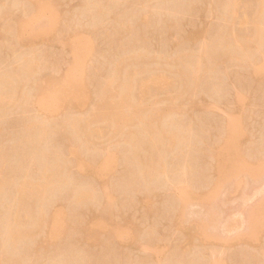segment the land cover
I'll list each match as a JSON object with an SVG mask.
<instances>
[{
  "label": "rangeland",
  "instance_id": "rangeland-1",
  "mask_svg": "<svg viewBox=\"0 0 264 264\" xmlns=\"http://www.w3.org/2000/svg\"><path fill=\"white\" fill-rule=\"evenodd\" d=\"M31 1L0 0V78L6 75L9 78L7 79L6 76L4 78L7 83H10V76L19 72L29 55H34L35 51H37L35 55L40 56L41 60L44 59L43 63L46 62L43 64L40 61L42 65H38H41L42 69L37 68L31 78L28 76L29 80L27 77L20 76L23 80L21 79L22 82L19 80L20 91L16 89L15 97L12 98L9 95L12 85L11 87L9 85L4 87V84L0 86L1 92L4 91L3 94L6 92L5 95L8 93L10 96H3V100H0V153L2 154L0 167L9 157L11 165L8 164L9 161L6 163L10 169L12 168L9 172L5 167L7 174L4 172L3 177L6 174V185L0 188V264H264V74H262L264 72L259 73V76L258 72L255 73L264 67V40H260L264 38L260 31V27L264 25L263 22L261 23L264 18L260 16L264 14L262 11L264 0L262 2L261 0H234L233 4L236 8L234 15L226 14L228 0H144L142 3H136L137 0H125L124 3H122L124 0H116L119 4L115 0H94L95 2L93 0H46L50 6L43 9L42 16L39 15L41 11L38 13L39 19L44 18L36 22L40 23L44 20L42 24L46 32H40L39 28L40 34L37 31L36 33L33 31V34L31 29L34 27H31L29 32L26 31L25 42L18 44V39L14 38L16 30L13 33L12 28L16 22L18 23V19L21 20L32 13ZM98 1H102L103 4ZM229 1L233 2V0ZM107 4L112 5L110 6L112 8H108ZM95 5L104 9L100 11ZM5 9H8L9 13H5L8 11ZM227 15H230V21ZM146 17L148 22L144 21ZM258 17L262 19L259 18L261 24L257 25ZM231 18L232 20L234 18L232 23ZM33 25L36 26L35 28L38 26L35 23ZM122 26H125L123 28H126L128 32L126 29L123 30ZM255 27L259 28V31L257 29L255 31L261 32L262 37L259 36L260 33L253 31ZM9 29L11 32H8ZM119 29L122 31L119 32ZM121 32L124 33L121 34ZM227 32H230L229 34L232 32L231 36L236 40L241 36V42L244 39L246 43L251 38L250 43H246V48H250L244 49L243 47L246 46L244 42L243 46L241 42H234L232 38L234 44L231 40L230 45V42H226L229 40L226 39ZM254 36L256 41H253ZM220 38L225 40L221 42ZM221 45H224V48ZM214 46H219V49H214ZM207 51L213 55L203 57L202 55H205ZM132 55L134 59L135 57L139 59V63L131 58ZM24 56L27 58L22 59ZM75 57L79 59L77 66L74 65ZM127 57L128 62L124 61L125 64L124 62L121 64L123 67L119 68L123 79L118 78L120 80L115 81L116 83L113 84L115 90L106 98L110 105L112 103V107L105 105L100 110L98 103H101L103 98L101 96L103 86L110 79L113 69L115 73L117 66L114 67V65ZM199 57L203 60L200 63ZM205 57L209 58L206 60ZM202 62L204 66L207 64L205 69L198 67L204 70L203 73L201 69L199 72L193 71ZM19 66L20 70L17 68ZM197 72L201 74L192 75ZM128 74L133 86L137 85L136 88L133 87L135 90L131 89L133 93L131 91V94L129 93L136 99L133 103L135 107L131 109L125 107V103L123 107L122 99L125 93L120 92L121 82L131 83L129 80L126 81L127 83L124 82L129 79H126ZM70 75L73 91L77 92L80 89L79 92L83 94L78 101L69 99L64 103L54 94L51 96L53 101L48 107L38 105L36 99L43 84L45 86L43 89H48L49 86V88L53 87L52 85L69 78ZM156 75L158 78L155 77ZM190 75L195 77L190 78ZM152 76L155 77L156 82L161 78L160 86L156 87L155 81L149 83L152 79L149 77ZM187 76L196 83L189 82ZM135 80L136 83H134ZM143 81L144 83L148 81L149 86L154 84L152 86L155 89L152 87L151 91V87L148 86L150 90L145 91L142 88ZM84 84L87 90L83 87ZM188 84L191 89H188ZM117 85L118 91L120 87L119 92L116 91ZM8 89H10L9 92H7ZM117 105L120 107L117 108ZM115 107L117 109H114ZM114 111L115 114L122 112L128 117L127 121L124 120L126 124L123 127V130L124 128L127 129L126 131L130 130L126 134L132 132L133 135L137 131L136 134L139 135L144 131L142 129H145V133L148 132L147 136L144 133L141 137H136L139 138L137 140L143 141L150 138L148 126L151 128L152 125L149 123L151 121L150 124H152L155 116L157 120L161 119L160 127L157 122L153 123L159 127V131L165 128L168 131V133L163 131L167 133L165 135L172 132L168 129H173V133L174 129L176 133L180 129L182 133L186 127V131L179 138L180 132L178 131V135L174 133L178 138L175 139V141L178 140L177 145L174 142L172 147L175 145V148L169 147L166 150L163 148L165 151L161 150L162 153H166L164 155L161 153L162 160L159 158V161L155 155L157 152L155 153L152 149L146 151L143 148L151 146L149 145L151 143L148 144L150 140H147L146 144L142 142L144 146L139 144L141 141L135 140L134 142L139 144L136 145L141 150L144 149L143 152L140 150V153L145 154L144 160L143 154H139L140 148L133 144L134 142L128 143L133 141L129 138L131 134L127 139L125 136L128 135L124 134V131L117 133L113 129L112 121L115 115L112 112ZM137 111L142 115L143 112L147 113L142 117ZM148 111L154 113V116L151 114L153 119L150 118ZM159 113L161 117L158 116ZM110 114L113 116L112 119ZM138 116L139 119L141 116L147 122L140 119L141 122H145L141 123L137 119ZM70 119L79 120L80 124L76 121L77 127H84L83 130L79 127L77 130L76 126L74 128L77 131L73 129L71 126L73 122ZM31 121L33 125L30 124ZM35 122H42L43 126L46 125L48 126L46 128L50 129L49 132L48 129L46 131L48 135H42V141L38 139L39 132L36 128L38 125L34 126ZM139 124L142 125L140 127L142 132L138 133ZM64 125L67 127L65 128ZM114 125L116 128L115 123ZM122 125L124 126V123ZM27 126L36 128L32 129L35 135L28 130ZM87 128L91 129L90 133V129L88 131ZM231 129L235 130L233 132L237 130L239 139L238 136L235 137L237 141L231 137L238 143L228 146L224 142L226 139L230 142V136H234L230 132ZM119 134L124 136L119 137ZM225 136H229V139ZM29 139L31 142L27 143L26 140ZM33 142L35 144H32ZM130 144L135 150L139 148L135 155ZM70 147L74 149V152ZM149 148L151 147L146 149ZM153 150L156 151V149ZM70 151L75 154L72 155ZM106 153L112 155L108 159L110 162L107 161L108 166L105 165L107 170L104 167L105 172L102 171L98 178L90 169L91 174H89L88 164L95 166L92 164L94 162L95 167L103 161L102 164H104L106 157L104 158L103 155L105 156ZM151 153H155L152 154L153 157L155 156V162L152 156H149L151 157L149 162L146 161L145 156L148 158L146 154ZM6 154L8 157L5 158ZM138 154L139 157L142 156V160L139 159L140 164L136 157ZM1 156H3L2 159ZM231 160L234 163L239 160V168ZM51 161L54 163L52 164ZM161 161L163 163H160ZM223 161L227 163L223 164ZM150 162L154 167L148 164ZM47 163L51 164H49L51 168ZM64 163L67 170L63 166ZM241 163L246 165L242 167ZM161 164H164L166 169ZM184 164L191 169L188 167L182 170L184 169L182 167H185ZM227 164L234 165V171ZM54 165L55 167L60 165L61 168L63 166L61 173L63 180L60 176L59 183L55 179L57 175L54 179V174L50 177L51 179L48 177L52 175ZM155 165L157 167L160 165L159 168H162L164 173L157 170L155 172V169H159L155 168ZM218 165H225L224 167L227 168L229 166L232 169L228 168L231 173L225 174L230 175L227 176V180L225 176L219 174L226 180L225 183H220L223 184L222 188L219 181L217 182V173H220ZM81 166H85L86 169H82ZM150 166L153 172L149 173L147 171ZM47 170L52 172L48 174ZM86 170L87 173H85ZM143 172L147 174H142ZM27 176H29L28 179H35L40 184L45 183L42 190L46 194L40 193L39 197L36 191L37 195L35 194L34 199H37L33 203L36 205L34 210H37V214L34 210L33 212L35 215H42L43 217H40L44 220L46 213L45 216L49 217L50 223L47 218L45 227L44 223L38 226L39 220L37 223L36 220H28L33 224L27 223L26 220L24 224H16V228L19 227L20 230L29 227L32 234L35 232L39 234L35 233L37 234L35 237V234H30L32 237L25 235V237L22 236L23 239L19 237L21 240L18 238L14 242L6 231L9 229L10 219L15 216V208L17 210L20 204L18 194L23 188L22 181L27 179ZM42 177L44 179L41 180ZM47 180L49 183L51 181V186L47 185L49 184ZM216 182L219 184L218 188H216L218 185ZM87 186L90 188L88 187V197H84V201L77 197L76 192L87 193ZM212 187L218 189L216 193H213L215 197L209 195ZM17 189L20 190L17 191ZM215 190L212 191L215 192ZM15 193L18 194L15 196ZM185 193L188 194L189 199L184 200L187 202L189 200L188 203L182 200ZM205 193L210 197L205 196L204 199ZM47 196L48 198H45ZM76 198L83 201L78 202ZM180 199L184 201L182 206L187 204V213L183 216V218L186 217L184 223L178 220L182 213ZM177 208L178 211L180 210V215ZM183 209H185L184 206ZM57 211L61 212V216L58 217L62 225L59 221L60 223L57 222L55 225L60 227L54 229L52 221L56 220L54 212ZM179 221L181 222L178 223ZM35 223L36 227H34ZM31 224L32 227H30ZM50 228H53L55 232ZM49 230L52 231H50L51 234ZM6 238L10 241L7 242ZM93 238L96 239L93 240ZM92 241L94 242L91 243Z\"/></svg>",
  "mask_w": 264,
  "mask_h": 264
},
{
  "label": "bare ground",
  "instance_id": "bare-ground-1",
  "mask_svg": "<svg viewBox=\"0 0 264 264\" xmlns=\"http://www.w3.org/2000/svg\"><path fill=\"white\" fill-rule=\"evenodd\" d=\"M32 1L34 2V0H32ZM32 1H31V4H33V8H32L33 11L31 10L32 13L29 12V13H31V14H28V15H27L25 18H23V19H22L21 17H19V18H21V20L18 19V23L16 22V23L14 24L15 26L17 25L16 27L13 26V28L15 27L14 30H13V28H12V32H13V33H15L14 31L16 30V35H15L14 38H15V39H18V42H17V40H16V42H17L18 44H19V42H22V43L25 42V38H26V36H27L26 33L30 31L31 27H34V28H32L33 30L31 29V32H32V33H33V31H35V33H36V31H37L39 34H40V32H42V33H45V32H46V30H45V28H43V24H42V23H44L45 21L42 20L43 22H40L41 24H40V23H36V22H39V21H41V18H42V19L44 18V17H41V18L39 19V15H41V16L43 15V13H42L43 9L46 8V7H48V5H49L50 3H49V2H46V0H39V1L37 0V1L34 2V3H32ZM93 1H94V0H93ZM119 1H120V0H119ZM127 1H129V0H127ZM127 1H126V2H127ZM134 1H135V0H134ZM257 1H260V0H257ZM94 2H95V1H94ZM96 2H97V1H96ZM98 2H100V1H98ZM101 2H102V1H101ZM101 2H100V4H101ZM115 2H116V0H115ZM124 2H125V0H124L122 3H124ZM130 2H131V1H130ZM130 2H127V3H130ZM137 2H138V3H139V2L142 3V2H144V0H137L136 3H137ZM230 2H231V3H230ZM234 2H235L234 0H233V2L228 0V9H227V8L225 9V10H228L227 12L225 11L226 14L228 13V14H232V15H234V12H235V14H236V11H235L236 8H235V6H234V4H233ZM261 2H262V0H261ZM261 2L259 3L260 5H261ZM116 3H117V2H116ZM131 3H132V2H131ZM134 3H135V2H134ZM257 3H258V2H257ZM92 4H93V3H92ZM94 4H96V3H94ZM102 4H103V2H102ZM117 4H119V3H117ZM226 4H227V2H226ZM259 4H258V5H259ZM98 5H99V4H98ZM107 5L109 6L108 8H110V6H112V5H109V4H107ZM122 5H123V4H122ZM125 5H126V3H125ZM263 5H264V2H263ZM49 6H50V5H49ZM95 6H97V5H95ZM95 6H94V7H95ZM104 6H105V5H104ZM114 6H115V5H114ZM97 7H98V6H97ZM258 7H259V6H258ZM261 7H262V6H261ZM261 7H260V10H261ZM98 8H99V7H98ZM101 8H102V7H101ZM111 8H112V7H111ZM111 8H110V9H111ZM99 9H100V8H99ZM103 9H104V8H103ZM103 9H100V11H102ZM263 9H264V8H263ZM3 10H4V9H3ZM6 10H8V9H5V11H6ZM260 10H258V11H260ZM40 11H41V12H40ZM262 11L264 12V10H262ZM39 12H40V14L38 15ZM260 12H261V11H260ZM5 13H9V10L6 11ZM5 13H4V14H5ZM41 13H42V14H41ZM256 13H258V12L256 11ZM260 14H262V12H261ZM5 15H7V14H5ZM257 15H259V14H257ZM263 15H264V14H262V15H260V16H262V18H264ZM235 16H236V15H235ZM235 16H234V17H235ZM144 17H145V16H144ZM227 17H229V20H228V21H230V15H227ZM232 17H233V16H232ZM259 18H260V17H258L257 20H258ZM262 18H260V19H262ZM142 19H143V18H142ZM145 19H146V20H145ZM145 19H144V21H145V22H148V21H147V17H146ZM260 19L258 20L257 25H258V23L260 22ZM233 20H234V18H233ZM233 20H232V18H231V23H232ZM257 20H256V21H257ZM142 21H143V20H142ZM254 22H255V21H254ZM262 22L264 23V20H262L261 23H262ZM34 23H35V24H38L37 28H35L36 26L33 25ZM120 23H121V22H120ZM261 23H259V24H261ZM122 24H123V22H122ZM10 25H12V24H10ZM124 25H125V23H124ZM230 25H231V24H230ZM230 25H229V26H230ZM257 25H256V26H257ZM125 26H127V25H125ZM125 26H122V28L125 27ZM10 27H12V26H10ZM253 27H254V24H253ZM263 27H264V25H262V28L260 27V31L262 32V34H263V36H264V32H263L264 29H263ZM8 28H9V27H8ZM39 28L41 29L40 32H39ZM42 28H43V29H42ZM229 28H230V27H229ZM27 29H29V30H27ZM124 29H126V28H123V30H124ZM253 29H254L253 31H255V29H257V30L259 31V28H257V27H255V28H253ZM261 29H262V30H261ZM126 30H127V29H126ZM129 30H130V29H129ZM229 30H231V29H229ZM257 30H256L255 32H258ZM26 31H27V32H26ZM120 31H122V30L119 29V32H120ZM227 31H228V30H227ZM8 32H11L10 29H9ZM125 32H126V31H125ZM127 32H128V30H127ZM232 32H233V31H232ZM232 32H231V34H232ZM261 32H258V33H260L259 36L262 37ZM13 33H10V34H13ZM122 33H124V32H121V34H122ZM227 33H228V34H227ZM227 33H226V35H227L228 38H226V37L223 35V33H222V35H223V37H225L226 39H229L228 41L226 40V42H228V43L230 42V43H229L230 45H231V40H232V39L234 40V42H237V41H239V43L241 42V41H240V38H241V40H242V37H241V36H240V38H239L238 40H236V38L234 39V37L231 36V34H229L230 32H227ZM25 34H26V35H25ZM33 34H34V33H33ZM234 34H235V33H234ZM254 34H255V33H254ZM229 35H230V38H229ZM8 36H9V35H8ZM10 36H11V35H10ZM29 36H30V34H29ZM256 36H257L258 38H260L257 34H256ZM16 37H17V38H16ZM221 37H222V36H221ZM236 37H239V36L236 35ZM245 37H248V36H245ZM8 38H10V37H8ZM12 38H13V37H12ZM225 38H224V40H225ZM231 38H232V39H231ZM243 38H244V35H243ZM15 39H14V40H15ZM221 39H222V38H220V40H221ZM247 39H248V38H247ZM247 39H246V40H247ZM249 39H251V38H249ZM249 39H248V41H247L246 43H250ZM218 40H219V39H218ZM218 40H217V41H218ZM220 40H219V41H220ZM224 40L222 39L221 42H223ZM233 40H232V44H234ZM235 40H236V41H235ZM260 40L263 41L264 38H263V39L260 38ZM253 41H256L255 36H254V38H253ZM221 42H220V43H221ZM226 42H224V43L226 44ZM243 42H244V39H243V41L241 42L242 45H243ZM22 43H20V44H22ZM70 43H72V42H70ZM216 43H217V42H216ZM224 43H222V44H224ZM239 43H238V45H240ZM246 43L244 42V45H246ZM256 43H257V42H256ZM260 43H261V41H260ZM225 44H224V45H225ZM216 45H217V44H216ZM224 45H223V46H224ZM227 45H228V44H227ZM227 45H226V46H227ZM236 45H237V44H236ZM238 45H237V46H238ZM242 45H241V46H242ZM244 45H243V46H244ZM19 46H20V45H19ZM221 46H222V45H221ZM223 46H222V47H223ZM226 46H225V47H226ZM241 46H240V47H241ZM248 46H249V44H248ZM120 47H121V46H120ZM222 47H220V48H222ZM228 47H229V45H228ZM246 47H247V45L244 46L243 48L245 49ZM215 48H218V49H219V46H216V47L214 46V49H215ZM223 48H224V47H223ZM248 48H250V47H248ZM248 48H246V49H248ZM78 49H80V47H79ZM13 50H14V49H13ZM207 50H208V49H207ZM17 52L19 53V51H17ZM35 52H37V51H35ZM35 52H34V55H29V58H27V57H28V54H27V57H25V56H24L25 58L22 57V59H26V58H27V59H26V63H25V60H24L23 62H24L25 64H23L22 69L20 68L21 65H20L19 67H17L18 69H19V68L21 69V70L19 69V70H20L19 72L15 73V69H14V73H15V74H13V75L10 76V81H9L10 83H7L6 78H4L6 75L3 76V78H0V86H2L3 84H4V87H7V85H9L10 87H11V85L13 86V88H12V87L10 88V89H11L10 92H9L10 89L7 90V92L10 93L9 95H10L12 98L15 97L14 94H15L16 89H17L18 91H20V90H19V86H20V85H19V80H20L21 82H22V80H23V78H21L22 80L20 79V76H21V77H22V76H23V77H27L28 80H29V77L31 78L32 74H34V72H35V70H36L37 68H40V67H41V69H42V66H41L42 64H41V63L44 62V61H42V60H44V59L41 60V59L39 58L40 56L35 55ZM24 53H25V52H24ZM31 53H33V51H32ZM31 53H30V54H31ZM38 53H39V52H38ZM136 53H137V52H136ZM206 53H208V51H207ZM206 53H205V55H202V56H203V57H204V56H206V57L209 56L210 53H208L207 55H206ZM22 54H23V53H22ZM22 54H20V55L22 56ZM139 54L142 56V53H141V52H139ZM40 55H41V54H40ZM211 55H213V54H210V56H211ZM21 56H20V57H21ZM78 56H79V55H78ZM132 56H133V55H132ZM143 56H144V55H143ZM18 57H19V56H18ZM30 57H31V58H30ZM41 57H42V56H41ZM122 57H124V56H122ZM129 57H130V56H129ZM206 57H205V58H206ZM43 58H44V57H43ZM78 58H80V56H79ZM78 58L75 57V59H76V60H75V63H76V64L74 63L75 66L78 65V60H79ZM131 58L134 59V56L131 57ZM135 58H136V59H134V61H135V60H136V61L139 60V59H137V57H135ZM139 58H140V56H139ZM142 58H144V57H142ZM199 58H200V59H198V61H199V63H200V62L203 61V60H201L202 57H199ZM208 58H209V57H208ZM208 58H206V60H207ZM211 58H212V57H211ZM18 59L21 60L20 58H18ZM120 59H121V58H120ZM127 59H128V57H127L126 59H123V58H122L121 60H119L120 62L117 60L119 63H118L117 65H114V67H115V66H117V67H116V69H115V70H116L115 73H114V69H113V72H112V75L114 74V75H113V78L111 79L112 75L110 74V76H111L110 79H108V81H106V84H105V85L103 86V88H102V92H101L102 95L99 93L101 96H103V98H101V99H102L101 103H98V104H100V105H99L100 110L103 109V107H104L105 105H107L108 107H109V106L112 107V103H111V105H110V104H109V101H108L106 98L112 93L113 90H115V88L113 89V87L115 86V85L113 86V84L116 83L118 80H120V79H118V78H121V77H122V76H120V73H121L120 71H121V70H120L119 68L123 67V65L121 66V64H122L124 61H126ZM140 59H141V58H140ZM19 60H17V62L21 63L22 60H21V61H19ZM204 60H205V59H204ZM40 61H42V62L40 63ZM117 61H115V63H117ZM130 61H132V59H131ZM127 62H128V60H127ZM19 63H18V64H19ZM45 63H46V62H45ZM45 63H43V64H45ZM115 63H114V64H115ZM138 63H139V61H138ZM141 63H142V62H141ZM206 63H207V62H206ZM206 63H205V64H206ZM38 64H41V65H38ZM123 64H125V62H124ZM126 64H127V63H126ZM135 64H136V62H135ZM202 64H203V62H202ZM202 64H201V65L199 64V65L197 66V63H196V66H197V67L194 66V67H196V68L193 67V68H194L193 71L196 72V71L198 70V72H199V71H200L199 69H201V68L198 69V67H200V66H201L203 69H205V68L207 67V64H206V66H204V64H203V65H202ZM138 65H139V64H138ZM43 67H44V65H43ZM191 67H192V66H191ZM191 67H189V68H191ZM204 67H205V68H204ZM17 68H16V69H17ZM262 68H264V67H262ZM262 68L258 69L257 71H256V69H255V71H256L255 73L258 72V73H257L258 76H259V73L264 72V70H263ZM195 69H196V70H195ZM190 70H191V69H190ZM201 70H202V69H201ZM12 71H13V70H12ZM203 71H204V70H202V73H203ZM119 72H120V73H119ZM189 72H190V71H189ZM189 72H188V73H189ZM198 72H197V73H192V75H193V74H194V75L197 74V76H198V74H201V72H200V73H198ZM136 73H137V71H136ZM136 73H135V75H136ZM190 73H191V72H190ZM1 74H2V73H1ZM7 74H8V72H7ZM122 74H123V73H122ZM257 74H256V75H257ZM262 74H264V73H262ZM262 74H260V75H262ZM131 75L133 76L134 74H131ZM135 75H134V76H135ZM186 75H187V74H186ZM192 75H190V76H191L190 78L195 77V76L192 77ZM8 76H9V75H8ZM28 76H29V77H28ZM72 76H73V74H72ZM119 76H120V77H119ZM124 76H125V75H124ZM126 76H128V77H126V79H127V78H129V79L124 80V82L127 83L128 80H129V82H131V83L124 84L123 82H121V86L119 85V86L121 87V91H120V87H119V91L125 93V94H123V99H122L123 107H124V105L126 104L127 106L125 105V107L131 109L132 107H135V104H133V103H134V101H135L136 99H135V97L133 98L131 95H129V93H130V91L132 92L131 89H132L133 87L136 88L137 85L134 84V86H133V82L130 81V78H131V77H129V74L126 75ZM181 76H184V75H181ZM188 76H189V74H188ZM188 76H187L186 78H188ZM197 76H196V77H197ZM6 77H7V76H6ZM135 77H136V76H135ZM135 77H134V78H135ZM153 77H154V76L149 77V78H152V79H151L152 81L149 80V83H150V82H154V81H155V77L158 78L157 75H156L154 78H153ZM199 77H200V76H199ZM261 77H262V76H261ZM261 77H260V78L258 77V78L261 79ZM8 78H9V77H7V79H8ZM107 78H108V77H107ZM136 78H137V77H136ZM136 78H135V79H136ZM149 78H147V79H149ZM157 78H156V79H157ZM186 78H185V80H186ZM190 78H188V79H189V82L194 83L195 80H194V82H193V80H191ZM121 79H123V78H121ZM147 79H146V80H147ZM160 79H161V78H160ZM160 79H157V82L155 81V82H156V83H155L156 87H157V85H159V83H160L159 80H160ZM181 79H182V82H183V79H184V78L182 77ZM198 79H199V78H198ZM198 79H197V80H198ZM24 80H25V79H24ZM106 80H107V79H106ZM116 80H117V81H116ZM190 80H191V81H190ZM199 80H200V79H199ZM61 81H62V83L60 84ZM63 81H64V82H63ZM115 81H116V82H115ZM126 81H127V82H126ZM133 81H134V79H133ZM186 81H187V80H186ZM186 81H185V82H186ZM144 82H145V81H143V83H144ZM185 82H184V83H185ZM198 82H199V81H198ZM12 83H13L14 85H13ZM57 83H58V81H57ZM134 83H136V80H135ZM143 83H142V84H143ZM184 83H183V84H184ZM195 83H196V82H195ZM5 84H6V85H5ZM24 84H25V83H24ZM24 84H23V85H24ZM54 84H56V82H54ZM128 84H129V85L131 84V86H129ZM185 84H186V83H185ZM152 85H154V84H151V86H149L148 81H146V83L143 84V87H142V86H141V87H142L145 91L150 90V89H151V91H152L153 89H155ZM190 85H191V83H190ZM195 85H196V84H195ZM40 86H41V84H40ZM47 86H48V84H47ZM52 86H53V87H51V88H49V87H50V86H49L48 89H43V88H45V86H44V84H43V85L41 86V87H42L41 89H39L40 87L37 88V89H39V90H41V91L38 90L40 93H38V95H37L36 102H37L38 105H40L41 107H45V108L48 107V106L50 105V103L53 101V99L51 98V96H54V94H56L55 97L59 98L61 102L64 101V103H65L66 100H67V102H68L69 99H70V101H72L73 99H74V101H78L79 98L83 95V94H81V93L79 92L80 89L77 91V89L75 88L77 92H74V91H73V83H72V77H71V75H70L69 78L64 79V80H60L58 84H56V85H52ZM135 86H136V87H135ZM148 86H149V88H150V87H151V88L148 89ZM159 86H160V85H159ZM185 86H186V85H185ZM21 87H22V86H21ZM83 87H84L85 89L87 88V87L85 86V84H84ZM152 87H153V89H152ZM186 87H187V86H186ZM188 87H189V84H188ZM193 87H194V86L192 85V88H193ZM22 88H23V87H22ZM22 88H20V89H22ZM134 88H133V90H135ZM142 88H141V89H142ZM4 89H5V88H3V90H4ZM6 89H7V88H6ZM100 89H101V88H100ZM156 89H157V88H156ZM188 89H191V88L189 87ZM12 90H13V91H12ZM86 90H87V89H86ZM1 91H2V90H0V100L3 98V96H4V97H5V96H8V93H7V95H5L6 92H5V94H3L4 91H3V93H2ZM18 91H17V92H18ZM116 91L119 92V91H118V85H117V90H116ZM21 92H22V90H21ZM99 92H100V91H99ZM18 93H19V92H18ZM18 93H17V94H18ZM132 93H133V92H132ZM185 93H186V92H185ZM17 94H16V95H17ZM19 94H20V93H19ZM130 94H131V93H130ZM13 95H14V96H13ZM10 96H8V97H10ZM53 98H54V97H53ZM2 100H3V99H2ZM2 100H1V101H2ZM1 101H0V104H1ZM124 103H125V104H124ZM113 106H114V105H113ZM115 106H116V105H115ZM121 106H122V105H121ZM118 107H120V106L117 105V108H118ZM117 108L115 107L114 109H117ZM96 109L98 110V108H96ZM138 109H140V107H139ZM138 109H137V110H138ZM141 109H142V108H141ZM143 110H144V109H143ZM172 110H173V109H172ZM175 110H176V109H174L173 111H175ZM144 111H146V110H144ZM154 111H155V110H153V112H154ZM173 111H172V112H173ZM97 112H98V111H96V113H97ZM139 112H142V110H139ZM148 112H149V111H148ZM96 113H95V114H96ZM98 113H99V112H98ZM112 113H114L113 115H115V116H114L115 118H113V120H114L115 122L112 121V122H113V123H112V124H113V129H115L117 133H119L120 131H124L125 133H124V132H121V133H124V134H126V132L130 131V130L126 131V130H127L126 128H124V130H123V127H125V124H126V123L124 122V120L126 119V121H127V119H128V117L126 116V114L124 115L122 112H121L120 114H115V111L112 112ZM137 113H138V111H137ZM146 113H147V112H146ZM146 113L143 112V115L146 114ZM149 113H150V112H149ZM149 113H148V114H149ZM154 113H155V112H154ZM154 113L151 112L150 115H151V114L153 115ZM99 114H100V113H99ZM138 114L142 115V113H138ZM160 114H161V113H159V115H158L159 117H161ZM143 115H142V117H143ZM152 115H151V117L149 116L151 119H153ZM107 116H109V115H107ZM110 116H111V119H112L113 116H112L111 114H110ZM153 116H154V115H153ZM125 117H126V118H125ZM145 117H146V116H145ZM147 117H148V116H147ZM155 117L157 118V116H155ZM107 118H108V117H107ZM150 118H147V119H150ZM156 118H154L155 120H152V124H150L151 121L148 120V121H150L149 125H152V126H153V124H154V126H153V127L151 126V128H150V126H148V127H149L148 129L150 130V131L148 130L149 133H150V135H149L150 138L147 139V140H150V141H151V142L148 141V144L151 143V144H149V145H151V146H146V147H145L144 145H142V144H143L142 142H144L145 144L147 143V140H146V139L143 140V141H141V139H140V140H137V139H139V138H136V137H141V135L144 134V133L146 132L145 129L140 128V127L142 126V125H140V124H141L142 122H144V121L141 122L140 119H141V120H142V119L145 120L144 118H141V116H140V119H139V116H138L137 119H139V121L141 122V123L139 124L140 131H138V133H139V132H142V130H144V131L142 132V134L140 133V134H139L140 136H139L138 134H136L137 131H136V132L134 131L135 134L133 133V135H132V134H131L132 132H129L128 134H126V135H128V136H125V137H127V139L130 138V141H131V139L133 140V141L128 142V143H132V142H134L135 140H136V142H137V141H141V143H139V144H141L142 146H144L143 148H145L146 151H147V150L151 151L150 149H152V151H154L155 153L157 152L156 154H155V153L146 154V155H148V158H149V160H147L148 158L145 156L146 161H148V162L150 161V158H151V157H149V156H152V159H153V161H154V157H155V156L153 157L152 154H155V155L158 157V160H157V161H159V158H161L160 155H161V153H162L161 150H164V149L166 150V148L169 149V147H172V145L174 144V142H175V143H176V142L178 143V140L175 141V139H178L179 137H181L180 135L183 134V133H185L184 131H186V130H185L186 127L184 128V126H182V127L184 128V129L182 128L184 131H182V133H181L180 129L178 130L180 133L177 131V133H179L178 138H177V135H178V134L176 133L175 129H174V133L177 134V135L175 134L176 136H175L174 133H173V129H172V130H171V129H168V130H170V131H172V132L169 133V135H165V134L168 133V131H167L165 128L162 129V131H159L158 128L160 127L159 123L161 124V119L158 118V119L160 120V121H159V120H157ZM70 120H72V119H70ZM74 121H75V122H76V121L78 122L79 120L74 119ZM74 121L72 120L71 122H73V124H71V123H70V124H71V126L73 127V129L76 130V128H77V130H78V127H79V126L77 127V125H78L79 122H78V123L76 122V123H77V124H76ZM145 121L147 122V120H145ZM154 121L158 123L157 125H159V127H156V124L153 123ZM158 121H159V122H158ZM66 122H67V123H66ZM66 122H65V123L68 124V121H66ZM136 122H137V121H136ZM39 123H41V124H39ZM39 123H36V122H35V125H34V126H37V125H38V127H36L38 131L35 130V132H36V131L39 132V135H40L41 137L38 135V139H40V140L42 141V135H44V136H45V135H48V134L46 133V131H47V129H48V132H49L50 129H49V128H46V127H48V126H46V125L43 126L44 124H43L42 122H39ZM114 123L116 124V128H115ZM123 123H124V126H123V125L121 126V124H123ZM144 123H145V122H144ZM144 123H143V127L145 128ZM30 124L33 125V122L31 121ZM30 124H29V125H30ZM45 124H46V123H45ZM66 124H65V125H66ZM79 124H80V123H79ZM27 125H28V124H27ZM65 125H64V127L66 128L67 126H65ZM34 126H33V128L27 126V127L29 128V129H28V128H27V129H28V130H31V132H32V131H34V130H32V129L35 128ZM75 126H76V128H74ZM161 126H162V125H161ZM25 127H26V125H25ZM69 127H70V125H69ZM177 127H178V126H177ZM36 128H35V129H36ZM79 128H81V126H80ZM83 128H84V127H83ZM83 128H81V129L83 130ZM70 129H71V128H70ZM89 129H90V128H87L88 131H89ZM121 129H122V130H121ZM141 129H142V130H141ZM25 130H26V129H25ZM77 130H76V131H77ZM138 130H139V129H138ZM160 130H161V128H160ZM164 130H165L167 133H164V132H163ZM73 131H74V130H73ZM112 131H113V130H112ZM229 131H230V130H229ZM229 131H228V133H229ZM233 131H235V130H232V129H231L230 132H232L234 136H230V139H231V137H234V139H236V141H237V140L239 139V133H238V134L236 133L237 130H236V132H233ZM28 132H29V131H28ZM31 132H30V134H29V135H30V138H31V135H32ZM37 132H36V133H37ZM81 132H82V131H81ZM86 132H87V131H86ZM86 132H85V133H86ZM90 132H91V129H90L89 133H90ZM114 132H115V131H114ZM114 132H113V133H114ZM32 133L35 135L34 132H32ZM87 133H88V132H87ZM87 133H86L85 135H86L87 138L89 139L90 137L87 135ZM121 133H120V134H121ZM162 133H163V134H162ZM228 133H227V134H228ZM235 133H236L237 135H235ZM24 134H25V133H24ZM79 134H80V132H79ZM114 134H115V133H114ZM120 134H119V137L124 136V134L121 135V136H120ZM130 134H131V137H129ZM145 134H146V136H147L148 132L145 133ZM229 134H231V133H229ZM229 134H228V135H229ZM26 135H27V133H26ZM29 135H28V136H29ZM36 135H37V134H36ZM136 135H137V136H136ZM231 135H232V134H231ZM28 136H27V137L25 136V137H26V138H29ZM116 136H118V134H117ZM143 136H144V135H143ZM237 136H238V137H237ZM39 137H40V138H39ZM125 137H124V138H125ZM128 137H129V138H128ZM226 137L229 139V136H225V138H226ZM235 137H237L238 139L235 138ZM87 138H86V140H87ZM135 138H136V139H135ZM145 138H146V137H145ZM225 138H224V139H225ZM125 139H126V138H125ZM142 139H143V138H142ZM232 139H233V138H232ZM232 139L230 140V142H229V141L227 142V139H226V142H224V141H223V142H224L225 144L227 143L228 146H229V145L234 144V143L236 142L234 139H233V141H234V142H233ZM35 140H36V139H35ZM40 140H39V142H40ZM27 141H28V142H27ZM32 141H33V140H32ZM89 141H91V139H90ZM124 141H125V140H124ZM126 141H127V140H126ZM145 141H146V142H145ZM26 142L29 143V142H31V141H30V139H29V140H26ZM37 142H38V141H37ZM87 142H88V141H86V143H87ZM136 142H134L133 144H135V145L138 144V143H136ZM231 142H232V143H231ZM177 143H176V145H177ZM236 143H238V142H236ZM236 143H235L234 145H237ZM32 144H35V142H33ZM139 144H138V145H139ZM130 145H131V144H130ZM138 145H136V146H138ZM141 145H140V146H141ZM131 146H132V145H131ZM142 146H141V147H142ZM152 146H153V147H152ZM223 146H224V145H223ZM226 146H227V145H226ZM232 146H233V145H232ZM138 147H139V146H138ZM148 147H151V148L146 149V148H148ZM0 148H1V147H0ZM136 148H137V147H136ZM139 148H140V147H139ZM139 148H138V149H139ZM163 148H164V149H163ZM173 148H175V145H174V147H172V149H173ZM70 149H71L72 152H74V149H73L72 147H70ZM70 149H69V150H70ZM132 149H134V151H135V152H133V154L136 153V150H138V149L135 150V148H133V146H132ZM153 149H156V151L153 150ZM168 149H167V150H168ZM140 150H141V148L138 150V151H139V154H143V153H140V152H141V151L143 152L144 149H142L141 151H140ZM165 150H164V151H165ZM2 151H3V149H2ZM71 151H70V153H72ZM171 152H172V151H171ZM3 153H4V151H3ZM137 153H138V152H137ZM165 153H166V152H164V153H162V154L164 155ZM220 153H221V152H220ZM220 153H218V154H220ZM222 153H224V151H223ZM222 153H221V154H222ZM74 154H75V153H72V155H74ZM130 154H131V153H130ZM139 154H138V156H136V157H137V160H139V159L142 160V159H141L142 156H143L142 158L144 159V155H145V154H143L141 157H139ZM168 154H169V151H168ZM221 154H220V155H221ZM0 155H2V154L0 153ZM43 155H45V153H44ZM134 155H135V154H134ZM163 155H162V156H163ZM3 156H4V154H3ZM3 156H1V159L3 158ZM6 156H7V154L5 155V158H6ZM107 156H108V157H107ZM109 156H112V155H111L110 153H109V154L106 153L105 156L103 155L104 158L106 157V160L104 159V160H105V163H104V164H102L104 161H103L102 163H100L101 165H104V166H101L100 164H98V167L100 166L99 168H98V167H95L96 164H94V162H93L92 164L95 165V166H92V165L89 163L88 165H89V166L91 165V167H89V166L87 165V166H88L87 169H88V171H89V174H91V172H93L94 174H96V177L98 178L99 175H101L102 171H103V173H104V172H105L104 170H105V169L107 170V166H108V164H109L108 162H110L108 159H110L111 157L109 158ZM131 156H133V155L131 154ZM131 156H130V157H131ZM166 156H167V154H166ZM7 157H8V156H7ZM42 157H44V156H42ZM42 157H41V158H42ZM45 157H46V156H45ZM45 157H44V158H45ZM138 157H139V158H138ZM224 157H225V156H224ZM44 158H42V159H44ZM132 158H133V157H132ZM232 158H233V157H232ZM218 159H219V158H218ZM227 159H228V158H227ZM233 159H236V158H233ZM6 160L9 161L8 164L11 165L9 157H8V159L6 158ZM56 160H57V159H56ZM56 160H55V164H57L56 162L59 161L60 159H58L57 161H56ZM102 160H103V159H102ZM140 160L138 161V164H140ZM144 160H145V159H144ZM161 160H162V158H161ZM219 160H220V159H219ZM224 160H225V158H224ZM229 160H230V158H229ZM236 160H237V159H236ZM236 160H235V161H236ZM4 161H5V160H4ZM7 161H5V162L1 165V167H0V188H2V186H4V184L6 185V183H5V181H6V180H5V178H6L5 175L7 174V173H6V172H7L6 170L8 169L9 172H10V170L12 169V168L10 169L9 166L7 165V163H6ZM61 161H62V160H61ZM107 161H108V162H107ZM157 161H156V163H157ZM238 161H239V160H238ZM238 161L234 163V161L231 160V162L234 163V165L237 164V165H238V168H239V164H238V163H240V162H238ZM28 162H29V161H28ZM100 162H101V161H100ZM106 162H107V164H106ZM151 162H152V161H151ZM151 162L148 163V164L150 165ZM154 162H155V161H154ZM219 162H220V161H219ZM228 162H229V161H228ZM51 163L53 164L54 161H51ZM141 163H142V161H141ZM144 163H145V162H143V164H144ZM146 163H147V162H146ZM160 163H163V162L161 161ZM217 163H218V161H217ZM222 163H223V164H226L227 161H226V162L223 161ZM222 163H220V164H222ZM229 163H230V162H229ZM232 163H230V164H232ZM49 164H50V163H47L48 166H49ZM61 164H62V163H61ZM143 164H142V165H143ZM153 164H154V163H153ZM218 164H219V163H218ZM230 164H227V165H230ZM244 164H245V163H243V164L241 163L240 165L242 166V165H244ZM47 165H46V166H47ZM50 165H51V164H50ZM65 165H66V164L64 163L63 166H65ZM105 165H107V166H105ZM149 165H146V166H149ZM151 165H152V164H151ZM156 165H158V164H156ZM156 165H155V168L157 167ZM161 165H162V164H161ZM185 165H186V164H184V166H185ZM187 165H188V164H187ZM227 165H226V166H227ZM234 165H233V166H234ZM245 165H246V164H245ZM7 166H8V167H7ZM21 166H23V165H21ZM58 166H59V167H58ZM58 166L55 167V165H54V168H52V169H53V173H52V175H49V176H48V174H50V173L52 172V170H50V172L47 170V172H49V173H48V174H45V175L48 176V177L50 178V177L53 176V174H54L53 179L55 178L56 175H57V178H55V179H57V180L60 179V176L62 177L61 173H62V170H63V166H62V168L60 167V165H58ZM87 166H86V167H87ZM143 166H144V165H143ZM143 166H142V168H143ZM224 166H225V165H224ZM224 166H223V165H220V166L218 165V167H219V169H220V173H217V174H218V180H217V182L219 181V182H218L219 184L222 183V182L225 183V181L227 180V176L231 173L230 170H232L236 165H235L234 167H233L232 165H230L232 169L229 168V166H228V168L230 169L229 171H228V168H227V167H224ZM5 167H6L7 169H6ZM49 167H50V166H49ZM49 167H48V168H49ZM52 167H53V166H52ZM81 167H82V169H86V168H84L85 166H84V167L81 166ZM81 167H80V168H81ZM104 167H105V169H104ZM152 167H154V165H152ZM159 167H160V165H159ZM159 167H157V168H159ZM162 167H165L164 164L162 165ZM188 167H189V169H191L190 166H187V167L185 166V167H182V168H184V169H182V170H185V168H188ZM242 167H243V166H242ZM245 167H246V166H245ZM46 168H47V167H46ZM50 168H51V167H50ZM50 168H49V169H50ZM145 168H146V167H145ZM155 168H153V169H155ZM65 169H66V166H65ZM65 169H64V170H65ZM67 169H68V168H67ZM67 169H66V170H67ZM82 169H80V170L83 171ZM89 169L92 170V171L90 172ZM140 169H141V167H140ZM143 169H144V168H143ZM143 169H142V171H144ZM159 169H160V168H159ZM159 169H155V172H156V170H157V171H159V172L164 173V171L161 170L162 168H161L160 170H159ZM165 169H166V167H165ZM234 169H235V168H234ZM234 169H233V171H234ZM44 170H46V169H44ZM66 170H65V172H67ZM145 170L147 171V169H145ZM5 171H6V172H5ZM150 171H152L151 166H150V169H149L147 172L150 173ZM218 171H219V170L217 169V172H218ZM4 172H5L6 174H5L4 177H3ZM152 172H153V171H152ZM159 172H158V173H159ZM227 172H228V173L230 172V173L227 174V175H225ZM85 173H87V170L85 171ZM145 173H146V172H143L142 174H145ZM42 174L44 175V172H43ZM146 174H147V173H146ZM219 174L225 176V177H226V180H225V177H223V176H221V177H222V178H221ZM24 175H25V174H24ZM97 175H98V176H97ZM152 175H153V174H152ZM46 176H45V177H46ZM144 176H146V175H144ZM147 176H150V175H147ZM229 176H230V175H229ZM229 176H228V177H229ZM7 177H8V176H7ZM28 177H29V176H27V179H24V181H22V186H23V188L21 189V191H19V194L17 193L18 196H19V200H20V201H18V202H19L20 204H19V206H18V203H16L17 206H18V208H17V210H16V208H15V211H16V212H15V216L12 217L13 220H12L11 216H8L9 218H11V219H10L11 221H10L9 229H8V231H6V232H9L8 235H10V236H9L10 239H12L14 242H16V240H17L19 237H21V238L23 239L22 236L25 237V235H28V236H29L30 234L33 235V234H35V233L39 234L38 232H35V233L32 234V232L29 231L30 228L28 227V228H29V229H28V228L26 227L27 224H25L26 226H24V227H26L25 230H20L19 227L16 228V226H17L16 224H18V223L24 224V223H25V222H24L25 220L27 221V223H32V221L29 222L28 220H33V221L36 220V223H37V221L39 220V221H38L39 223H37L38 226H39L40 223H42V224L44 223L43 226L45 227V223H46V226H47L46 219L48 218V219H47L48 222L50 221L49 217L45 216L46 213L44 214V217L46 218L45 220L42 218V217H43L42 215H40V216H42V217H40V216H38V215H35V213H34V212L37 211V210H34L35 207H36V205H34L35 203H33V202H35V200L37 199V198L34 199V198L36 197V195H37V194H36V191H37V193H39V194H38L39 197H40V193H42V194H46V193H44V191L42 190V189H43V186H44L45 183H44V184H42V183L40 184L38 181H35V179H28ZM151 177H152V176H151ZM219 177H220V178H219ZM8 178H9V177H8ZM25 178H26V176H25ZM49 178H48V179H49ZM223 178H224V179H223ZM22 179H23V178H22ZM42 179H44V177H42L41 180H42ZM50 179H51V178H50ZM50 179H49V180H50ZM222 179H223V180H222ZM8 180H9V179H8ZM32 180H34L35 182L32 181ZM62 180H63V177H62ZM220 180H221V181H220ZM39 181H40V180H39ZM36 182H38L39 184L36 183ZM40 182H41V181H40ZM43 182H44V181H43ZM47 182H48V180H47ZM47 182H46V183H47ZM60 182H61V180H60ZM217 182H216V183H217ZM48 183H49V182H48ZM50 183H51V181H50ZM50 183L47 184V185H50V186H51L52 184H50ZM52 183H54V181H53ZM58 183H59V180H58ZM216 183H215V184H216ZM218 183H217V184H218ZM215 184H212V185H214V187H216ZM219 184L217 185L216 188L219 187ZM53 185H54V184H53ZM212 185H211V186H212ZM220 185H221V188H222V187H223V184H220ZM45 186H46V185H45ZM4 187H5V186H4ZM48 187H49V186H48ZM48 187H47V188H48ZM53 187H54V186H53ZM88 187H89V186H87V188H86V189H87V193H82V194H80V192H76V193H77V197H78L79 199H83L84 197H88V195H87V194L89 193V191H88ZM40 188H41V190H40ZM49 188H50V187H49ZM51 188H52V187H51ZM89 188H90V187H89ZM216 188H215V189H216ZM84 189H85V188H84ZM84 189H82V190H84ZM210 189H211V188H210ZM215 189H213V187H212V189L210 190L211 192L208 191L209 193H211V194H209V195H212V196L214 195V197H215V194H213V193H216V192L218 191V189H216V190H215ZM18 190H20V189H17V191H18ZM89 190H90V189H89ZM212 190H215V192H213ZM40 191H41V192H40ZM47 191H48V189H47ZM79 191H80V190H79ZM85 191H86V190H85ZM90 191H91V190H90ZM187 191H188V190H187ZM45 192H46V191H45ZM49 192H50V191H49ZM83 192H84V191H83ZM78 193H79V196H78ZM90 193H91V192H90ZM186 193H187V192H186ZM186 193H185L184 196H182V197H183L182 200H184V199H186V198L189 199V198H188V194H186ZM206 193H207V191H206ZM206 193H205V195L203 194L204 199H205V196H206V198L210 197L209 195H207L208 193H207V194H206ZM17 194L15 193V196H16ZM35 194H36V195H35ZM42 194H41V195H42ZM89 195H90V194H89ZM44 196H45V195H44ZM44 196H43V197L41 196V197L44 198ZM91 196H92V195H91ZM185 196H186V197H185ZM212 196H211V197H212ZM75 197H76V196H75ZM42 198H40V199L42 200ZM45 198H48V196L45 197ZM89 198H90V197H89ZM14 199H15V198H14ZM17 199H18V198H17ZM85 199H86V198H85ZM87 199H88V198H87ZM87 199H86V200H87ZM45 200H46V199H45ZM76 200H77L78 202L80 201V200H78L77 198H76ZM83 200H84V199H83ZM83 200H82V201H83ZM180 200H181V199H180ZM182 200H181V204L179 203V205H181V206H182V204H184V203H188V202H189V200H188V202H187V200H184L185 202L182 201ZM82 201H80V202H82ZM84 201H85V200H84ZM15 202H17V201H15ZM36 202H37V201H36ZM43 202H44V201H43ZM182 202H184V203H182ZM41 203H42V202H41ZM16 204L13 205V206L15 207ZM39 204H40V203H39V199H38V205H39ZM11 205H12V204H11ZM38 205H37V207L39 208ZM32 206H34V208H32ZM183 206L185 207V209H183ZM183 206L181 207V208H182V211H181L182 213H181V215L183 214L182 217H181V215H180V213H179L180 210L178 211V208H177L178 214L180 215V217L178 218V220L180 219V220H182V222H183L184 219L186 218V217L183 218V216H184V215L186 216V214H184V213H187V212H186V206H187V204H186V205H183ZM178 207L180 208V206H178ZM12 209H13V208H12ZM33 210H34V212H33ZM39 210H40V209H39ZM41 210H42V209H41ZM183 210H185V211H183ZM177 211H176V212H177ZM38 212H39V211H38ZM41 212H42V211H41ZM41 212H40V213H41ZM59 212H60V211L54 212L55 214L53 213V214L55 215L54 218L56 219V220L53 219V220H55V221H52V222H54V224H52V225H54V229H55V227H57L56 229H58V228L60 227V226L58 227V226L55 225L57 222L60 221V222H61L60 225H62V221H61V219L58 217L59 215L61 216V212H60V213H59ZM40 213H38V214H40ZM42 213H43V212H42ZM42 213H41V214H42ZM50 213H52V212H50ZM50 213H49V214H50ZM13 214H14V213H13ZM36 214H37V212H36ZM10 215H11V214H10ZM175 215H177V213H176ZM50 217L53 218V216H51V214H50ZM176 218H177V217H176ZM181 218H182V219H181ZM57 219H58V221H57ZM59 219H60V220H59ZM43 220H44V222H43ZM178 220H177V221H178ZM60 222H59V223H60ZM180 222H181V221H179L178 223H180ZM12 223H14V224H12ZM36 223H35V226L33 225L34 227L37 226ZM49 223H50V222H49ZM183 223H184V222H183ZM183 223H181V225H183ZM21 224H20V225H21ZM32 224H33V223H32ZM32 224L30 225V227H32ZM176 224H177V223H176ZM15 225H16V226H15ZM52 225H51V226H52ZM28 226H29V224H28ZM24 227H23V228H24ZM44 227H43V228H44ZM6 228H7V227H6ZM21 228H22V227H21ZM23 228H22V229H23ZM43 228H42V230H43ZM36 229H37V228H36ZM50 229L52 230L53 228H50ZM54 229H53V231L55 232ZM27 230H28V231H27ZM30 230H31V229H30ZM32 230H33V229H32ZM39 230H41V229H39ZM42 230H41V232H43ZM51 230H49V234H51V232H52ZM35 231H36V230H35ZM50 231H51V232H50ZM118 231H121V230L118 229ZM121 232H123V231H121ZM115 233H116V232H115ZM115 233H114V234H115ZM191 233H192V232H191ZM37 234H35L34 237H35ZM47 234H48V233H47ZM120 234H121V233H119V235H120ZM8 235H7V237H8ZM31 235H30V236H31ZM52 235H54V233H53ZM116 235H117V234H116ZM119 235H118L117 237H119ZM122 235H123V233H122ZM192 235H193V234H191V236H192ZM28 236H27V237H28ZM50 236H51V235H50ZM112 236H113V235H112ZM114 236H115V235H114ZM120 236H121V235H120ZM189 236H190V234H189ZM27 237H26V238H27ZM31 237H32V236H31ZM10 239L6 238L7 242H8V240L10 241ZM15 239H16V240H15ZM19 239H20V238H19ZM94 239H96V238H93V240H94ZM20 240H21V239H20ZM20 240H19V241H20ZM93 242H94V241H92L91 243H93ZM95 242H97V241H95ZM11 244H12V243H11ZM14 245H15V244H14Z\"/></svg>",
  "mask_w": 264,
  "mask_h": 264
}]
</instances>
